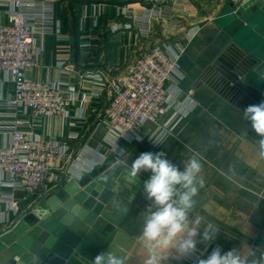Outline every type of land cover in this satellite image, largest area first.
Returning a JSON list of instances; mask_svg holds the SVG:
<instances>
[{
    "label": "crops",
    "instance_id": "obj_1",
    "mask_svg": "<svg viewBox=\"0 0 264 264\" xmlns=\"http://www.w3.org/2000/svg\"><path fill=\"white\" fill-rule=\"evenodd\" d=\"M230 4L231 0H175L172 8L150 19L152 37H144L140 28L146 23L144 13L147 7L137 1L54 2L57 31L44 36L38 54L39 65L28 69L27 77L59 79L58 57H67L66 61L72 67L71 82L85 92V100L78 97L71 113H83L86 122L70 126L59 118L45 117L26 126L42 138L55 136L66 141L72 161L57 171L60 179L50 183L48 189L20 199L19 211L10 215L8 220H0V231L7 230L34 203L60 184L79 178L93 168H112L120 179L115 203L121 210L126 209L118 230L134 240L123 264H144L148 252L141 233L146 209L151 202L143 193V182L151 173L141 172L134 180L129 175L130 165L143 152L163 151L181 169L183 162L192 158L202 165L200 178L203 184L197 185L198 193L189 213V227L199 228L202 232L211 226L219 233L208 246L199 242L198 236L197 251L211 245L219 246L223 251L237 248L247 264H260V255L264 253V204L258 210L257 205L264 198V148L259 144L261 137L253 128L249 129L251 124L244 113L249 105H253L251 94H255L241 85L240 90L229 92V102L206 84L212 82L225 91L219 78L221 62H215L210 69L209 65L227 39L218 21ZM113 26H116L114 30ZM169 31L177 34L179 39L189 34L190 44L181 57L185 77L180 88L184 93H191L194 108L157 146L118 141L114 150L107 146L101 148L105 128L97 125V121L108 93L104 90L101 95H94L98 83L93 78H84V88H80L78 73L99 72L108 79H116L129 70L137 51L148 49L153 37L158 41ZM6 91L12 93L11 85H6ZM25 118L30 121V115ZM0 119V123L12 121L9 116ZM3 139L0 134V141ZM78 155L83 157L81 163L76 158ZM163 256V264H195L194 257L184 259L175 249L163 251Z\"/></svg>",
    "mask_w": 264,
    "mask_h": 264
},
{
    "label": "built area",
    "instance_id": "obj_2",
    "mask_svg": "<svg viewBox=\"0 0 264 264\" xmlns=\"http://www.w3.org/2000/svg\"><path fill=\"white\" fill-rule=\"evenodd\" d=\"M56 1L0 0V118H12L10 123H0L4 138L0 141V220H8L19 211L20 199L48 189L50 183L60 179L57 171L72 161L66 141L55 136L42 138L26 126L45 117L59 118L70 126L86 122L83 113H71L78 97L85 100V92L71 82L72 67L67 57H58L59 79L27 77V70L39 65L38 54L44 36L57 31ZM134 1L147 7L146 23L140 28L144 37L151 32L150 19L162 15L175 2ZM242 1L231 0L234 8ZM188 37L189 34L174 43L155 44L140 51L129 70L116 79H108L99 72L78 73L80 88H84V78H93L98 83L94 95H101L104 90L108 93L97 121V125L105 128L101 148L107 146L114 150L118 141H147L157 146L194 108L191 93H184L180 88L185 77L181 57ZM8 84L12 89L10 94L6 91ZM25 115H30L29 122ZM150 125L155 126L152 131ZM76 158L80 163L83 160L80 155ZM214 248L211 245L196 255L207 257Z\"/></svg>",
    "mask_w": 264,
    "mask_h": 264
},
{
    "label": "water",
    "instance_id": "obj_3",
    "mask_svg": "<svg viewBox=\"0 0 264 264\" xmlns=\"http://www.w3.org/2000/svg\"><path fill=\"white\" fill-rule=\"evenodd\" d=\"M218 25L227 39L209 69L221 62L225 91L206 84L229 102V92L241 85L255 94L253 105L264 102V0H244L238 8L231 2ZM112 171L93 168L60 184L0 231V264H93L99 252L124 261L134 240L118 230L124 211L115 203L120 179ZM263 204L264 198L257 210Z\"/></svg>",
    "mask_w": 264,
    "mask_h": 264
},
{
    "label": "clouds",
    "instance_id": "obj_4",
    "mask_svg": "<svg viewBox=\"0 0 264 264\" xmlns=\"http://www.w3.org/2000/svg\"><path fill=\"white\" fill-rule=\"evenodd\" d=\"M244 113L255 133L261 137L259 144L264 148V102L249 105ZM201 171L199 160L189 159L183 162L181 169L163 151L143 152L131 163L129 175L134 180L141 172L151 173L143 182V193L151 202L146 209L141 233L148 252L144 264H163V251L171 249L184 259L196 256L195 264H247L237 248L223 251L217 246L206 258L196 255L198 236L199 242L208 246L219 233L211 226L202 232L199 228L189 227V213L198 193L197 185L203 184ZM195 223L198 225L200 222L197 220ZM93 264H123V261L114 254L99 252L93 258Z\"/></svg>",
    "mask_w": 264,
    "mask_h": 264
},
{
    "label": "rangeland",
    "instance_id": "obj_5",
    "mask_svg": "<svg viewBox=\"0 0 264 264\" xmlns=\"http://www.w3.org/2000/svg\"><path fill=\"white\" fill-rule=\"evenodd\" d=\"M152 34H151V32H150V34L148 35V36H150V37H152L151 36ZM149 37V38H150ZM177 40H180L178 37H177V34H173L172 32H166V34H165V36H163V38L162 39H160V40H158V41H156L155 40V37H153L150 41V45L152 46V45H155V44H158V45H167V44H169V43H174V42H176ZM184 42H185V44H186V48H187V46L190 44V39H185L184 40ZM186 50V49H185ZM139 52L140 51H137V54H136V57L138 56V54H139ZM150 130L152 131V129L153 128H155V126L154 125H150ZM148 135V134H147ZM144 143H146V144H149V145H151L149 142H147V141H143ZM153 146V145H152Z\"/></svg>",
    "mask_w": 264,
    "mask_h": 264
}]
</instances>
